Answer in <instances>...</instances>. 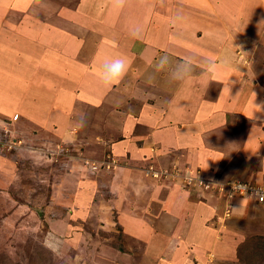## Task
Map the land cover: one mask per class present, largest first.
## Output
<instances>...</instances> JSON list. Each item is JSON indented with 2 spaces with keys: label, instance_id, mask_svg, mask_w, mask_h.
I'll list each match as a JSON object with an SVG mask.
<instances>
[{
  "label": "rangeland",
  "instance_id": "obj_1",
  "mask_svg": "<svg viewBox=\"0 0 264 264\" xmlns=\"http://www.w3.org/2000/svg\"><path fill=\"white\" fill-rule=\"evenodd\" d=\"M169 2L0 0V264H264V202L223 189L264 187L262 18Z\"/></svg>",
  "mask_w": 264,
  "mask_h": 264
},
{
  "label": "crops",
  "instance_id": "obj_2",
  "mask_svg": "<svg viewBox=\"0 0 264 264\" xmlns=\"http://www.w3.org/2000/svg\"><path fill=\"white\" fill-rule=\"evenodd\" d=\"M164 1H167L168 2V6H170L169 7V9H172L173 10V6H172V4H170L171 2H169V1H171V0H164ZM209 2H211L213 5H212V8H213V16H214V18H219L220 20H221V18L220 17H222L223 19H224V21H226V25L225 24H221V23H219V22H216V21H214V22H212V20H211V22L210 21H206V19H204V21L203 20H198L199 21V23H201L200 24V26L198 27V28H200V29H202V27L204 26V28L207 30V31H214V30H220V31H230V28H232V24H233V21H234V18L235 17H237V15H233V5H232V2L231 3H229L228 5H225V2L224 1H230V0H208ZM237 2H238V5L239 6H243V5H245V4H247V5H245V7H246V10L245 11H247L248 12V14H246V16H245V20L243 21V25H244V27L242 28V27H240V28H236V29H239V30H243L244 32H246V33H248L249 31H252L253 32V30L256 32V30L258 29V27H256V24H254V23H252L251 22V14L253 13V11H254V14L257 16V17H260V18H262V22H261V26H264V7L262 8V10L260 11L259 9H252V8H250L249 7V2H251L252 0H244V1H242V0H236ZM261 1V0H260ZM262 3H263V6H264V0H262ZM236 5V4H235ZM172 6V7H171ZM237 7V6H236ZM163 8V7H162ZM241 8L242 7H240L239 9L241 10ZM210 14V13H209ZM183 21H185L186 20V18L184 17L183 19H182ZM182 21V22H183ZM231 23V24H230ZM177 24V23H176ZM203 25V26H202ZM189 26H191V25H189ZM225 26H227V27H225ZM203 30V29H202ZM226 35V34H225ZM246 36H248V34H245ZM217 38H219V37H217ZM226 40V39H225ZM150 46L151 47H155L154 45H152V44H150ZM130 76H137V75H130ZM235 75L233 74V73H230V75H229V77H230V79H233V78H235L234 77ZM157 77V76H156ZM136 78V77H135ZM220 80V79H219ZM160 81H162L161 79H160ZM264 97V96H263ZM114 98H115V100L117 99V97H116V95H114ZM262 99V98H261ZM118 105V104H117ZM107 106V105H106ZM112 108V107H111ZM106 111H107V109H106ZM243 112L244 113H247V114H250V116L251 115H253V116H256L257 117V115H255L254 113H251V112H249L248 111V108H245V109H243ZM256 182H258V181H256ZM243 200L244 199H241V200H239V201H241V204H242V202H243ZM263 206H264V204H262ZM239 211V212H241V213H243V206H241V205H239L238 206V208L236 209V211ZM262 215L264 216V209H262ZM188 223H191L190 221H188L187 222V224ZM197 237H195V239H196Z\"/></svg>",
  "mask_w": 264,
  "mask_h": 264
},
{
  "label": "clouds",
  "instance_id": "obj_3",
  "mask_svg": "<svg viewBox=\"0 0 264 264\" xmlns=\"http://www.w3.org/2000/svg\"><path fill=\"white\" fill-rule=\"evenodd\" d=\"M169 64L168 56H161L157 64L158 70H163ZM129 66V62L126 56H117L114 58L105 59L98 72V83L102 88H111L115 84L119 83L123 75L126 73ZM190 72V66L185 62L178 64L172 71L171 75L173 79H183ZM108 165V164H107ZM92 168V167H91ZM98 166L95 167L96 170ZM208 181V180H207ZM200 191L205 189L197 188ZM230 209V207H228ZM225 208V212H226ZM225 214V213H224Z\"/></svg>",
  "mask_w": 264,
  "mask_h": 264
},
{
  "label": "built area",
  "instance_id": "obj_4",
  "mask_svg": "<svg viewBox=\"0 0 264 264\" xmlns=\"http://www.w3.org/2000/svg\"><path fill=\"white\" fill-rule=\"evenodd\" d=\"M92 168L95 169L94 165H92ZM198 180V181H197ZM194 181V180H193ZM189 185H193L197 188L201 189H207L208 187V181L207 180H201V179H195L194 182L188 183ZM251 185V184H250ZM247 182H241V183H232L229 185L228 188L223 187L225 189L226 193L228 194L229 198H233L235 196H247L252 195L256 196L258 202H264V187L260 188V186H250ZM226 214H228V211H226Z\"/></svg>",
  "mask_w": 264,
  "mask_h": 264
},
{
  "label": "bare ground",
  "instance_id": "obj_5",
  "mask_svg": "<svg viewBox=\"0 0 264 264\" xmlns=\"http://www.w3.org/2000/svg\"><path fill=\"white\" fill-rule=\"evenodd\" d=\"M142 68V67H141ZM139 71V70H138ZM185 106V105H184Z\"/></svg>",
  "mask_w": 264,
  "mask_h": 264
}]
</instances>
